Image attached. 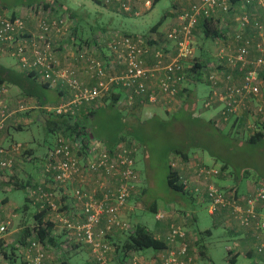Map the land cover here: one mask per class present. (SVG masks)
<instances>
[{
  "label": "built area",
  "instance_id": "built-area-1",
  "mask_svg": "<svg viewBox=\"0 0 264 264\" xmlns=\"http://www.w3.org/2000/svg\"><path fill=\"white\" fill-rule=\"evenodd\" d=\"M99 1L106 5L116 4L132 15L141 12L140 4L147 7L151 4V0ZM178 1L180 7L176 10L175 22L160 33L126 34L111 29L92 36L94 44L81 43V46L68 23L70 18L49 8L24 7L36 21L34 35L28 33L23 16L12 17L0 11V47L16 59L23 71H34L39 81L60 84L68 91L67 100L63 99L52 108L57 114L75 115L83 103L101 98L113 86L128 92V104L137 95L146 98L149 104H164L167 109L177 111L187 97L186 84L202 80L209 85L208 94L201 99L202 107L220 105L219 113L212 119L215 127L228 122L231 116L241 115L254 100H258L256 111L264 116L261 92L264 24L251 19L244 4L238 8L233 0ZM249 2L256 0H244L245 4ZM257 3L264 11V0H257ZM249 26L252 28L250 34L247 33ZM64 34L67 42L58 43ZM199 38L216 44L212 60L205 61L196 52ZM102 43L108 54L99 57L96 52L100 51ZM59 47L73 52V64L60 65L53 56ZM80 68L90 74L94 80L92 84H85L77 75ZM5 90L0 84V131L13 113L4 103ZM248 126L253 129L255 124L251 121ZM80 135L58 136L47 159L41 161V173L50 174L51 187H43V178L38 184L25 182L23 190L28 200L38 202L40 207L47 205L66 227V241L60 243L62 250H70V243L83 242L99 264H106L107 253L113 249L104 237L113 228L129 227L121 213L142 183L135 168L133 153L136 148L119 143L109 150L99 139ZM21 148L19 143L4 145L0 142V177L12 188H15L12 181L17 177L15 168ZM193 167L194 177L180 176L183 183L186 186L193 183L196 192L203 190L209 201V211L231 206L232 215L240 224L249 225L253 221L260 237L256 250L264 251V215L256 211V205L264 201V183L249 196L242 197L234 189L219 188L211 181L210 175L218 169L202 163ZM6 171L10 174L4 177ZM201 179H205V185L199 182ZM54 187L71 196L69 212L59 209L56 193L52 191ZM165 217L166 210L158 208L154 219ZM7 227L8 222L0 224V237ZM166 243V251L155 250L149 264H198L193 263L188 254L183 225L172 223L169 226ZM31 245L35 255L28 257L26 264H43L45 252L38 243Z\"/></svg>",
  "mask_w": 264,
  "mask_h": 264
},
{
  "label": "crops",
  "instance_id": "crops-1",
  "mask_svg": "<svg viewBox=\"0 0 264 264\" xmlns=\"http://www.w3.org/2000/svg\"><path fill=\"white\" fill-rule=\"evenodd\" d=\"M9 2L10 7L9 10L11 12H14L17 15H21L25 17L26 19V25H27V30L28 33L31 34H36L37 33V28H36V21L32 18V15L25 11V6L23 5L27 1H33V0H0V2ZM41 1H56L57 5L56 7L58 8L59 14H62L64 17H69L71 21H73V28L72 32L76 35V40L77 44H81L83 42L87 43L89 45L94 44L93 40H91L92 36H95L97 32L101 31H106V30H111V29H118V27L108 24L107 26H97L95 30L92 29V27L86 23H84V17L89 18V14L87 12L81 13L75 8H71L66 0H41ZM159 1V0H151L150 6H143L140 4L139 8H141V12L138 15H132L130 13L123 12L116 4H110L106 5L103 3H99L103 6H105L106 11L108 12V19L109 21L113 18V11L119 10L124 14L125 16H132V17H139L142 15H145L152 11L154 4ZM170 1L169 7L165 10L162 19L157 21L156 23L152 24L149 26L144 32H130L127 30H124V28L121 30L126 34H147L150 32L154 33H160L162 30L166 29L168 26L173 24L175 22V17H176V10L179 9V1L178 0H168ZM234 4L236 7L240 8L242 4L245 6V10L249 14L250 18L253 20H259L264 24V11H263V6L260 5L259 3L256 2H249L247 4L244 3V0H233ZM117 9V10H115ZM46 10V8H44ZM105 13V12H104ZM104 13H98V15H104ZM235 24V23H234ZM116 25V24H115ZM99 29V30H96ZM247 33L250 34L252 33V28L249 26L247 28ZM55 38V35H54ZM89 38L90 41H83L85 39ZM58 43H63L67 42L66 39V34L62 36V39H59ZM208 40V39H206ZM206 40H198V46L196 52L200 54V56L206 61V60H212L213 59V50L211 52H206L204 50L205 43L203 41ZM81 44V45H83ZM80 45V46H81ZM57 46V45H56ZM100 51L96 55L99 57H104L108 54V49L106 46L102 43L99 45ZM210 54V55H209ZM7 55L5 52L0 51V64L10 67L14 70L20 71L19 65L15 62L14 64L12 63H7L2 60V56ZM256 55V52L253 53V56ZM56 60L60 63V65H71L74 63L73 61V52L68 51V50H63L61 47H59L57 50H55L54 55H53ZM77 75L81 78V80L86 83V84H91L93 83V79H91L90 74L83 72V70L80 68L78 70ZM2 86L5 87V92L3 94V97L7 102L13 104L14 98H17L16 101V107L19 106L20 104V98L23 97L26 99L30 100H36L37 97L30 96L28 94L22 93L21 89L14 85V84H1ZM187 87V86H186ZM12 88V89H11ZM67 90L64 89L60 84L57 85H47V87L42 88V95L44 96V99L46 100L45 105L43 107L47 108L48 105L51 106V104L58 103L60 100L64 99L67 97ZM196 92V91H195ZM209 92V90H208ZM261 92L264 95V77L261 82ZM118 94L119 98L117 99L119 103L122 105L126 106L127 100H128V92L121 88V87H111L109 88L108 92L106 94ZM190 93L191 97L196 93L192 91L191 89L187 88V95ZM208 93H206L207 95ZM189 96V95H188ZM187 96V97H188ZM197 96V95H196ZM186 97V98H187ZM198 97V96H197ZM199 98V97H198ZM100 99V98H99ZM202 99V98H201ZM98 100V99H97ZM101 100L103 98L101 97ZM99 100V101H101ZM34 101V102H35ZM97 101L95 104H89L86 103L80 109L78 110V113L80 115L82 113H87L90 111H97L98 108H100L103 104V101L101 103ZM133 103H136L137 107L142 106L143 102L140 101V97H133L132 100ZM201 102V100H200ZM258 100H254L252 102H249L247 106L249 109H244L241 112V115L239 116H231L228 120V122L216 127V131H223L227 133L228 131L233 132L232 130L237 132H240L238 137H233L228 140H231L235 144L239 146H244L247 145V139L248 136L253 132L252 128H250L248 125L250 122H254L255 127H260L264 126V117L261 114H258L256 111V106L258 105ZM196 107H193L196 111ZM142 108V107H141ZM203 109H208L204 108ZM215 109V111L212 113V115L207 118L208 121L206 122L207 125H210L213 127V122L212 119L217 116L220 110V105L215 104L213 107H209ZM48 109V108H47ZM120 111V114H124V110L118 107L117 111ZM134 111H139L142 112V110H139V108L134 109ZM32 114H30L28 111L25 112L24 116L20 115V119H17V122H20L22 120H30L31 121V116L34 115L37 110H32ZM34 112V113H33ZM130 113V110L128 111ZM138 114V112H135ZM202 114V112H201ZM81 117H85V115L82 114ZM15 119L9 118L6 120L4 128L0 131V142L3 143L4 145L10 144V143H19L22 145V152L17 154V163H16V175L17 177L21 178V180L24 179H30L31 181H36L39 182L41 179L39 178V175H36L35 172H32L30 169L31 167L30 162L28 159L31 157L29 156V153H33L34 150V144H31L32 141H25V140H20L17 137V134L22 132L25 127L22 125H17V123L14 122ZM203 120V119H202ZM212 122V124H211ZM26 124V123H25ZM23 129V130H22ZM22 130V131H21ZM220 134V133H219ZM224 137V135H222ZM243 141V142H241ZM241 142V143H240ZM259 144V143H258ZM257 147L255 148L256 151V159H255V164L252 166H249L248 171H246L245 174H241L240 178L236 179L235 184H229V185H224L223 188L225 189H234L236 193L239 196L242 197H247L249 196L250 193L255 192L256 188L264 183V173H262V168L264 165V145H256ZM254 150V148H253ZM254 151V152H255ZM263 153V154H262ZM213 157V156H212ZM191 160L194 162L196 160H199L198 163L202 164H207L203 163L205 159L200 156L196 152H192V157L189 156L188 160L182 161L180 160L181 164H191ZM35 164V163H34ZM196 164V163H195ZM37 165V162L36 164ZM208 165V164H207ZM194 165L192 164V169L190 170L191 174L193 175L195 173V168L193 167ZM24 168L26 172H22L21 168ZM255 169L256 172L253 173V170ZM182 168V167H181ZM178 172L182 174V170L180 168H177ZM18 173V174H17ZM8 171L5 172L4 177L9 175ZM24 174L27 175L26 178H24ZM25 175V176H26ZM221 176L230 178L231 173L228 171H222L220 173ZM39 176V177H38ZM191 176V175H190ZM147 180V178L145 179ZM146 181V183L143 185L145 186L143 190L141 191L142 194L139 195H133V197L128 201L126 207L123 209L121 213V218L126 221L130 222H139L141 224H144L147 229L154 235V237L158 239L165 240L167 233L169 231V226L172 223L184 225V224H190L193 220L198 219L197 218V213H195V205L192 204V200L190 197L186 195H177L174 192L170 193L169 199L161 202V204H157L152 197H149V193L147 188L150 187V184ZM147 187V188H146ZM22 191L24 194L23 189H16L12 188L10 183L8 181H5L3 177H0V194L2 193L3 196L0 197V216L5 215V222H8V228L4 234L1 236V240L3 241V246L2 250L0 251V264H26V260L28 257H31L32 255V249L29 248L28 246H24L21 242L22 239V228H24L26 225L31 224L34 221V217L32 216V213L35 208L34 202H31L30 200L27 199L25 196V202L24 200L21 203H18L15 199V195L17 194L16 192ZM203 191V190H202ZM16 193V194H13ZM179 196V197H178ZM57 199V198H56ZM134 199L136 201L140 199L142 204L144 201H147L148 204L150 205L151 203L156 206V208H160L159 206H166L170 209V211L166 212V217L161 219V220H156V224L152 229L148 228V226L139 220L136 216L138 215L137 212L140 210L139 206H133ZM60 202H63V205H67L65 208L68 209L69 204H68V199L63 196L61 197ZM199 198L198 202L199 203ZM139 203V202H138ZM245 206V202H243ZM139 205V204H137ZM30 207H33L32 209L29 210ZM256 211L259 213V215L263 216L264 215V201L260 202L256 205ZM208 213L211 215L214 224H219L224 228L223 234H227L230 239H233L232 245L231 246H226V259L231 261V262H236L238 257L243 256L248 259L247 263L248 264H264V251L258 252L256 250V245L260 241L259 237V231L255 228V224L252 221L251 224L249 225H242L239 223V221L233 217L232 215V208L231 206H222L218 207L215 211L211 212L208 209ZM51 218L53 221V225L51 228V232L49 236L46 238V246L44 248L41 246L42 244L39 243V247L44 250L45 252V264H99L97 261H95L94 257L92 256L91 252L89 251V246L85 243H75V245L72 247L71 250L65 251L64 250H58V248H55L52 246L51 243V238L55 242H58L59 244L61 242L66 241L67 237V229L61 223L59 220L58 216H54L53 213L49 212L43 216V220ZM187 234V242H188V251L189 255L194 257L193 261H197L200 264H214L212 261V258L210 257L207 246L202 242L203 237H208L212 235V230L205 227V228H198L196 231L194 229L191 230H186ZM262 235V233H261ZM121 234L120 233H113L111 234V237L109 240L112 243L114 242H119L121 241ZM4 251L7 252V256L4 255ZM166 249L163 248L162 252H165ZM202 251V252H201ZM155 250L152 251L151 254L146 253L144 250L139 251V252H128L127 257L125 260H120L121 255L118 253L117 249H113L108 251L107 256H106V264H138V263H143V264H149L152 262L153 257L155 256ZM191 258V257H190Z\"/></svg>",
  "mask_w": 264,
  "mask_h": 264
},
{
  "label": "trees",
  "instance_id": "trees-1",
  "mask_svg": "<svg viewBox=\"0 0 264 264\" xmlns=\"http://www.w3.org/2000/svg\"><path fill=\"white\" fill-rule=\"evenodd\" d=\"M95 1L101 3L99 0H95ZM9 5H10L9 2L1 1L0 11L12 17L18 16L17 14L9 10V7H10ZM23 5L24 6L36 5L37 7H42L43 9L49 8L52 11L57 12L59 14L58 8L56 7L57 5L56 1L55 2L54 1L44 2L41 0H33V1H27ZM59 15H62V14H59ZM83 41L88 42L90 40L89 38H87ZM0 51L1 53L2 52L8 53L3 49V47H0ZM38 77H39L38 74L34 71L26 72V71H23L22 69L20 71H17L10 67H6L0 64V84L9 83V84H14L18 86L21 89L22 93L28 94L33 97H37L36 98L38 100L37 107L39 109H42V108L45 109V107L43 106L45 105L46 100L44 99V96L42 95V88L47 87V85L49 84L39 81ZM187 88L188 87H186L185 90H187ZM106 93L102 95L104 103L102 104L100 108H98L97 111L87 112L85 113V117L77 116L78 111L76 112L75 115H72L70 113H60V114H57L55 112L54 114L50 113L51 116L48 119H46L48 120L47 123L45 124L46 128L52 134H55V132L57 131L58 133L56 134V136L65 137V136H70L73 133L78 134V135H80L81 133L80 136L83 138L89 139L93 137V138L99 139L100 141L104 143V145L109 150L114 149L116 145L119 143H125L127 146L133 145L134 147H136L135 145L137 144V147H141L147 151V154L144 157V163L147 168H149L148 167V165L150 164L149 162L152 161L153 158L155 157L154 156L155 146L152 145L153 141H150L149 132H154L156 134H163L167 138L180 139V141H167V143H165L166 151L163 153L164 158L162 161V167L164 168V172H165V180H166L167 188L170 189L171 192H174L179 195L188 194L189 186H186L183 183V178H181L184 176L183 173L182 174L179 173L178 169H175L172 166L170 154L172 153L177 154L181 158L182 161H186L188 160V157H189L188 153L191 150V148L207 149L209 150V153L214 158L220 157L223 160V164L219 168L218 172L215 173V175H219V176H221L220 173L222 171H226L225 169L228 168L229 163H232L230 159H228V157L226 158L222 157L220 153H217V150H215L214 146L210 145V143H215L216 145L218 143L219 148L229 147L227 146V144L222 146L223 141H210L211 139H215V136L219 137L218 133H220L221 131H216L217 129L215 125L212 124V122L211 124L213 125L214 129H212L211 127L209 128L208 125L203 122L202 118L193 116V111L195 110L193 107H195L197 103L195 94L191 97L189 93L188 94L189 96L187 95L188 97L183 99L181 108L175 111L174 113L170 114L169 116L161 117V116L155 115L153 117H149L143 120L138 119L135 122H129L127 121V119H125L126 121L122 119L124 118L123 115L120 114L119 110L117 111L118 107L116 106V104H117V101H118L117 99L119 98V95L118 94L115 95L114 93L108 95ZM134 97H140V96L134 95ZM143 100L144 102H147L146 98L140 97V101L143 102ZM85 104L86 103H83L80 107H82ZM131 104H133V102ZM252 130L253 132L248 136L247 145H244V146L242 145L239 146L237 144L235 145V146H238L239 148L241 147H244V148L246 147L245 149L250 148V151H252V154H251L252 159L249 160V162L251 163L252 161L254 162L256 159V151H255V148L257 147L256 145H264V126L254 127ZM100 132H103L105 134V138L100 136ZM191 134H193L195 137L193 138ZM56 139L57 138H55L54 141H56ZM205 139H208L209 141H204ZM208 142H209V145H208ZM231 147H232V144H231ZM219 151H222V150H219ZM136 153H137V149H135L133 153L135 163H136ZM29 156H32V155H30L29 153ZM48 156H49V152H46L45 155H43L41 158L42 160H44V159H47ZM28 160L29 162L31 163L33 162L35 164L37 162V159L34 156L30 157ZM41 161L39 162V165L37 166L38 172H41V169H42ZM243 163H247V162H243ZM232 165L234 167L228 172H230L231 175L233 173V176L235 177V179L240 178L241 174L243 175L244 172L248 171L249 166H252V164H249V163L246 165H234L232 163ZM207 166L209 167V165ZM245 166H247V168ZM22 172H26L24 168ZM43 173H40L41 180L44 178V181L42 182V184H43V187L47 189L48 185L49 187H51L53 183H52V180L50 179V176H49L50 174L47 173L46 175ZM25 175L26 174H24V178L27 177V175L26 176ZM25 182H32V181L28 178L21 180V178L19 177L14 178L12 181V183L14 184V187L20 190L24 189ZM33 182L35 184H38V182L36 181H33ZM214 184L219 188H223V186H219L217 182H215ZM56 189L58 190L57 187ZM59 193L61 192L59 191ZM63 196H65L68 199V204H69L68 209L65 208L67 205H63L64 204L63 202H60L57 199L55 201L58 203L59 209L69 212L72 208L71 196L69 194H64V193L61 194V197ZM149 208L153 212V215H154L155 212L157 211L156 206L151 203L149 205ZM46 212L47 214L49 212L52 213L51 209L47 205L44 207H40L39 203L36 202L34 211L32 213V216L34 217L33 218L34 221L31 224L26 225L24 228H22L23 230H22L21 242L24 246H28L29 248L32 249L31 257L35 255V248L31 245L32 242H35L38 244L41 243L42 244L41 246L44 248V246H46L45 240L51 232V228L53 225V221L51 220V218L49 219L47 218L46 220L42 219L43 216L46 214ZM113 233H120L122 237L121 241L119 242L112 243L108 241L110 245L112 246V249H115V250L117 249L118 253L121 255V258H120L121 261L125 260L128 252H139L146 248H152L153 250H157V249H163L167 247L166 238L165 240H162V239H158L154 237V235L147 229V227L144 224H141L139 222H132V224L129 222V227L122 229V230L118 228H113L112 231L106 233L104 237L105 240H109L111 237V234ZM51 243H52V246H54L55 248H58L59 251L60 250L62 251V249L60 248V244L52 240V238H51ZM69 245H70V248H72L75 244L70 243ZM2 246H3V241L1 240V237H0V251L2 250ZM89 251H90V248H89ZM63 252H65V250ZM188 254H189V251H188ZM4 255L7 256L6 251H4ZM28 259L26 260L25 263L28 262ZM43 264H45V256L43 258Z\"/></svg>",
  "mask_w": 264,
  "mask_h": 264
},
{
  "label": "rangeland",
  "instance_id": "rangeland-1",
  "mask_svg": "<svg viewBox=\"0 0 264 264\" xmlns=\"http://www.w3.org/2000/svg\"><path fill=\"white\" fill-rule=\"evenodd\" d=\"M66 2L71 8H75L81 13L87 12L89 14V18L84 17V23L90 25L93 30H95L97 26H103V25L107 26L108 24H112L118 27L119 30H122L124 28V30L130 31V32H144L149 26H151L152 24L162 19V16L165 10L170 5V1L168 0H159L154 4L152 11H150L149 13L145 15L139 16V17L125 16L124 14H122V12L115 9L117 11H113V18L109 21L108 19L110 18L107 19L108 12L106 11L105 6L94 2V0H66ZM98 13H104V15H98ZM68 23H70L73 27V21H71V19H68ZM96 30H99V29H96ZM203 42L205 43L204 50L206 52L208 51L211 52L212 50L213 51L215 50L216 44L213 41L208 39ZM5 54L7 55L2 56L3 57L2 60L4 62H7V63L10 62L12 64L16 62V60L13 57H11L8 53H5ZM186 86L192 91H194V93H196V95L199 97L198 98L196 96L197 107H196V111L194 112L193 116L202 118L203 122L207 124L206 123L208 121L207 118H209L212 115L215 109L208 108V109H203L202 111V108H201L202 104L200 100L206 95V93H208L209 85L206 82H203L202 80H199V81L192 80L189 83H187ZM19 98H20V101H19L20 104L17 107H16L17 98L12 99L13 104L10 102L8 103L7 100H5L4 98V103L8 106L9 110L13 112L11 115V118L15 119L14 122L17 123V125H22L23 127H25L24 130L22 129L23 131L21 130L22 132L17 134V137L20 140L32 141L31 144H34L33 153H30V155L36 157L38 163L36 166L34 165L33 162L32 163L30 162L28 164H30L29 166L31 167L30 170L32 172H35L36 175H39V173L41 172H38L37 166L39 165V162L42 160L41 157L45 155L46 152H51V150L54 147V143H55L54 140L55 138L58 137L56 136V134L58 133L57 131L55 132V134H52L46 128L45 124L48 121L46 119H48L51 116L50 113L54 114V110L52 108L57 106L60 102L64 100L62 99L58 103H55L53 105L51 104V106L48 105L47 107L48 109L47 108L39 109L37 107V101H38L37 99H36L37 101H35V99L32 101L30 99H26L23 97H19ZM64 99L67 100V98H64ZM99 100H101V98L98 100L96 99L95 101H92L90 103L88 102V103L95 104ZM101 101L99 102L101 103ZM116 106L124 110V114H123L124 118L122 119L124 120L127 119V121L129 122H135L138 119L143 120L149 117H153L155 115L166 117L175 112L172 109H167L168 107H166V105L164 104H149L147 102H143L142 106L140 107H137L136 103H133V104L130 103L124 106L119 102H117ZM136 108H139V110H142V112L134 111V109ZM35 109L37 110V112L33 116L30 115L31 121L28 119L27 120L24 119L20 122H17V119H20V115L24 116L25 115L24 113L27 111L30 114H32L31 111ZM129 110H130V113H128ZM135 112H138V114ZM82 114L85 115L84 113ZM82 114L80 115L79 113L77 114V116L81 117ZM208 127L210 128L211 126L208 125ZM211 128L214 129V127H211ZM232 131L233 132L228 131L227 133L221 131L220 134L218 133L219 137L215 136V139L210 140V141H223L222 146L227 144V146H229V147H226L227 149L219 148L218 143L217 145L215 143H210V145L211 146L213 145L215 150H217V153H220L222 157L224 158L228 157V159H230V161L234 165H246L248 163L255 164V162L253 161L252 163L249 162V160L252 159L251 157L252 151H250V148H247V149H245L246 147L239 148L238 146H235L236 144L234 142H232L231 140H228L229 137L230 138L238 137L240 133V132H237L238 130L236 131L232 130ZM149 134H150V141H153L152 145L155 146L154 148L155 157L153 158L152 161L149 162L150 163L148 165L149 168H147L144 163V157L147 154V151L141 147H137V144L135 143L136 144L135 148L137 149L135 167L142 179V183L139 186V190L134 195L142 194L141 191L145 187L143 185L146 183V181H148V183L150 184V187L149 188L146 187V188L148 190L149 197H152V199H154L155 202L160 205L161 202L169 199V197L171 196L170 195L171 190L167 188V184L165 180V172H164V168L162 167V161L164 158L163 153L166 151L165 143H167V141H180V139L167 138L163 134H156L154 132H149ZM191 135L193 138L195 137L193 134ZM222 135H224V137ZM100 136L105 138V134L103 132H100ZM204 141H209V140L205 139ZM231 144H232V147H231ZM208 145H209V142H208ZM219 150H222V151H219ZM193 151L198 153L200 156H202L205 159L203 163H207L209 167L216 168L219 170V168L223 164V160L220 157H216V158L212 157V155L209 153V150L207 149L191 148V150L188 153L189 156L192 157ZM170 159H171V164L175 169L177 168H180L181 170L183 169L182 170L183 175H187L188 177L191 175V177H194V175L190 173L191 172L190 170L192 169L191 166L192 164L193 165H195V163L197 164L199 160H196L194 162L191 160L190 162L191 164L188 163L184 165V163L181 164L180 162L181 158L177 154H174V153L170 154ZM243 162H247V163H243ZM232 163H229L228 168L225 169L226 171H229L234 167ZM261 166H263L262 173H264V165L261 164ZM245 167L247 168V166ZM252 168L253 167H251V169ZM21 170H23V168H21ZM252 170H253V173L256 172L255 169H252ZM245 173L246 172H244L243 174ZM39 176L38 177L41 179V174ZM146 178L147 180H145ZM210 178L213 183L217 182L219 186L235 184L237 181L234 176L227 178V177L212 174L210 175ZM191 179H194V178H191ZM199 182L202 185H205V179H201ZM52 191L56 193L57 200L62 201L61 194L63 193L62 192L59 193V191L55 187L52 188ZM16 193L13 192V194H16L15 199L16 201H18V203H21L25 199V194H23L22 191H19ZM177 195L179 194H176V196ZM2 196L3 194L1 193L0 197ZM187 196L191 198L192 204L195 205V213H197L198 219L193 220L190 224H184L183 228L184 230L194 229L196 231L198 228L202 229V228L207 227L212 230V235L208 237L207 236L203 237L202 242H204V244L207 246L208 253L210 257L212 258L213 263L214 264H248L247 263L248 259H246V257H243V256L238 257L236 262H231L226 259L225 247L231 246L233 244L232 243L233 239H230L229 236H227V234H223L224 228L222 226H220L219 224H214L211 215L208 213L209 201L205 193L202 190H200L199 192H196L194 190V184L191 183L188 188ZM198 198L200 202L197 204ZM141 202L142 201L140 199H138L137 201L136 199H134L133 206H135L136 204V206L140 207V210L135 212L138 214L136 217L139 218L140 221L144 222L148 226V228L153 230L155 224L157 223L156 220L154 219L153 212L150 210L149 204L147 201H144L143 204ZM159 207L161 209H165L166 212L170 211V209L164 205L159 206ZM32 208L33 207H30L29 210ZM124 220L126 221L125 218ZM3 222H5V215L0 216V224ZM76 243H83V242H76ZM71 249L72 248H70V250ZM143 250L148 254H151L153 251L152 248H146ZM196 262L195 260L193 261V263H196Z\"/></svg>",
  "mask_w": 264,
  "mask_h": 264
}]
</instances>
